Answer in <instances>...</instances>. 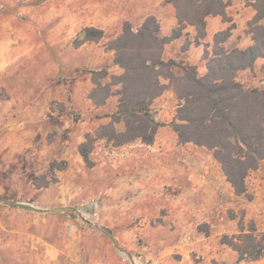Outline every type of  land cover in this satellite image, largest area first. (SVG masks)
I'll list each match as a JSON object with an SVG mask.
<instances>
[{
	"label": "rangeland",
	"instance_id": "374dc122",
	"mask_svg": "<svg viewBox=\"0 0 264 264\" xmlns=\"http://www.w3.org/2000/svg\"><path fill=\"white\" fill-rule=\"evenodd\" d=\"M226 2L230 47L251 38V7ZM150 15L162 34L177 21L168 0H0V264H264V255L237 262L221 242L251 225L264 235V162L246 177V194H235L209 149L178 141L172 90L152 103L164 123L152 144L94 140L90 166L79 152L116 105L115 96L93 104L89 71L120 73L106 42L125 21L135 29ZM86 26L104 37L82 41ZM195 34L184 29L182 43L198 60ZM263 64L237 79L264 88Z\"/></svg>",
	"mask_w": 264,
	"mask_h": 264
},
{
	"label": "trees",
	"instance_id": "16d2710c",
	"mask_svg": "<svg viewBox=\"0 0 264 264\" xmlns=\"http://www.w3.org/2000/svg\"><path fill=\"white\" fill-rule=\"evenodd\" d=\"M168 1L175 8L177 20V26L168 34H160L159 21L150 15L135 29L125 21L120 33L106 42L105 47L113 51V63L121 72L110 73L107 67L91 69L93 86L89 98L96 106H102L115 96L116 105L104 115L109 121L97 128L94 137L86 136L79 152L90 166L94 140L104 139L114 146L136 141L152 144L158 128L164 124L155 118L152 103L170 89L177 105L169 124L178 141L209 149L235 194L244 195L246 177L264 161V88L246 86L237 75L242 70H252L257 59L264 60V26L260 23L264 18V0H246L254 10L247 30L253 43L227 50L222 43L229 36V29L215 33L211 50L205 46L202 54L204 74L198 72L196 65L166 58L164 48L181 36L188 25L195 28L193 43L199 45L206 36L208 16L219 15L223 21L228 20L227 2ZM78 36L82 41H98L104 32L86 26ZM190 44L186 40L182 50H187ZM118 124H122L121 129ZM4 203L33 209L24 203ZM221 242L237 252V262L264 255V235H257L254 225L231 237L224 235Z\"/></svg>",
	"mask_w": 264,
	"mask_h": 264
},
{
	"label": "crops",
	"instance_id": "0c3cea01",
	"mask_svg": "<svg viewBox=\"0 0 264 264\" xmlns=\"http://www.w3.org/2000/svg\"><path fill=\"white\" fill-rule=\"evenodd\" d=\"M225 2L227 0H224ZM229 8L230 6H227L226 8V11L229 13ZM254 15V10L251 8V10L249 11V16L246 18V20L248 19H251L252 16ZM236 16H239V15H236ZM177 26V21H174L171 28L172 29L173 27ZM226 24H225V21H223L222 17L217 15V16H208L207 17V26H206V36L207 37H213V35L219 31H222V30H225L226 28ZM187 27H189V29H186L185 28V32H188V31H191L192 30H195V28L193 26H190L188 25ZM194 28V29H193ZM168 30V31H164L163 34L161 33L162 30L160 31V34L161 35H165V34H168L171 30ZM232 37V35H231ZM244 42V40L242 39H239L237 40L236 43H234L233 45H230V47H227V45L223 42L222 45L227 49V50H230L232 48H245L249 45H251L253 43L252 39L250 37L246 38ZM183 40H182V34L181 36H179L178 38H175L174 40H172L171 42H169L168 44L165 45V48H164V53L166 52V50H168L169 47H173L176 49L175 53L173 55H171L169 58H174L178 61H181L185 64H191V65H196L197 66V70L200 74H204L206 72V67H205V60L202 59V54L204 52L203 49H200L198 46L199 45H193L192 48L194 50H197V52H199V56H198V60H193L189 57L188 55V52L187 50H182V43ZM181 50L182 52H184V58L183 59H180L178 57H175L176 55H178V51ZM259 60V59H257ZM256 60V61H257ZM256 61H255V64H256ZM264 162V161H263Z\"/></svg>",
	"mask_w": 264,
	"mask_h": 264
}]
</instances>
